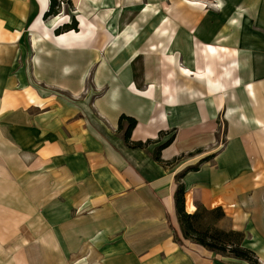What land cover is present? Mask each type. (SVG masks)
<instances>
[{"label":"crops","instance_id":"0c3cea01","mask_svg":"<svg viewBox=\"0 0 264 264\" xmlns=\"http://www.w3.org/2000/svg\"><path fill=\"white\" fill-rule=\"evenodd\" d=\"M59 1L0 0V264H251L180 183L264 264V0Z\"/></svg>","mask_w":264,"mask_h":264},{"label":"trees","instance_id":"16d2710c","mask_svg":"<svg viewBox=\"0 0 264 264\" xmlns=\"http://www.w3.org/2000/svg\"><path fill=\"white\" fill-rule=\"evenodd\" d=\"M50 1V8L44 15L46 18L51 15H56L59 12L58 9L60 4L63 3V1H60L59 4V0ZM78 26V23L73 21L70 24H64L63 26L57 28L55 32L56 34H61L68 30L78 31ZM124 121H127L129 124L126 130L125 138L126 142L130 143V135L133 128L137 125V120L132 117L122 115L120 118V128H123ZM170 141L165 143V145L169 144ZM132 145L140 146L142 143L137 142ZM176 205L185 238H190L215 252L233 255L237 258L247 260L251 262V264H259L255 253L242 246V242L244 240V234L242 232L224 230L218 227V221L225 217V212L221 207L207 209L200 206L194 213H188L186 210V189L184 184L181 183L179 184L176 193ZM209 219L211 221H207ZM175 239L181 241L177 231H175Z\"/></svg>","mask_w":264,"mask_h":264},{"label":"rangeland","instance_id":"374dc122","mask_svg":"<svg viewBox=\"0 0 264 264\" xmlns=\"http://www.w3.org/2000/svg\"><path fill=\"white\" fill-rule=\"evenodd\" d=\"M188 1H190L191 3L197 2V4H199V5H203V3H206V1H204V0H197V1H195V0H167V2H165V5L174 8L175 12H176V11H179L180 6H183L184 4H187ZM59 4H60V1H59ZM147 4L149 5V0H141V5L140 6L141 7H145V6H147ZM208 4L211 5V6H213V4L216 5V3H213V4L208 3ZM60 7L62 8V10L65 7L66 8H70V7L73 8L74 4H73V2L71 4H68V3H65V1H63V3L60 4ZM60 7H59V9L61 10ZM129 8H131V7H129V5H125L124 7L123 6H118L117 8H115V10H119L122 13V10L124 9V13H125V11L128 10ZM124 13H123V15H124ZM48 18H49V16H48ZM73 21H76L79 24V20L76 17L72 18L71 22H73ZM224 129L222 127V130L219 133L220 137L221 136L224 137ZM207 221H211V220L209 219Z\"/></svg>","mask_w":264,"mask_h":264},{"label":"bare ground","instance_id":"6f19581e","mask_svg":"<svg viewBox=\"0 0 264 264\" xmlns=\"http://www.w3.org/2000/svg\"><path fill=\"white\" fill-rule=\"evenodd\" d=\"M122 31V30H121ZM130 42V41H129Z\"/></svg>","mask_w":264,"mask_h":264}]
</instances>
